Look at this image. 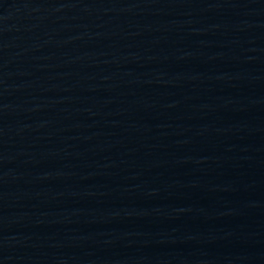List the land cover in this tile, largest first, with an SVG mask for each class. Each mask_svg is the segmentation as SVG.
Segmentation results:
<instances>
[{
  "label": "water",
  "instance_id": "water-1",
  "mask_svg": "<svg viewBox=\"0 0 264 264\" xmlns=\"http://www.w3.org/2000/svg\"><path fill=\"white\" fill-rule=\"evenodd\" d=\"M0 264H264V0H0Z\"/></svg>",
  "mask_w": 264,
  "mask_h": 264
}]
</instances>
